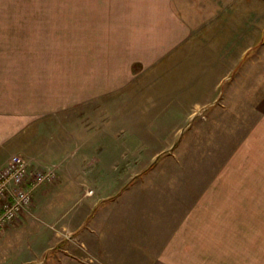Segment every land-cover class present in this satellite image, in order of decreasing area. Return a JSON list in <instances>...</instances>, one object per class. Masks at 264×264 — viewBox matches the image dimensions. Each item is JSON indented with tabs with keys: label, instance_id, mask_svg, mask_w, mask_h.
<instances>
[{
	"label": "crops",
	"instance_id": "1",
	"mask_svg": "<svg viewBox=\"0 0 264 264\" xmlns=\"http://www.w3.org/2000/svg\"><path fill=\"white\" fill-rule=\"evenodd\" d=\"M142 1L150 6H145L139 21L152 24L138 26V22L122 28L176 29L160 39L148 34L139 40L154 45L150 58L161 59L168 53L170 58L177 46L185 44L177 49V56L184 53L188 58L195 53L198 55L193 58L213 62L237 59L240 62L234 72L248 59H264V21L250 22L252 36L243 39L240 19L246 9L242 0L136 2ZM253 1L256 4L250 12L262 11L258 1L264 0ZM13 59L2 58L0 53V167L13 154H21L32 168L58 172V194H43L48 184L38 187L33 207L25 209L20 218L57 213L59 242L45 249L31 240L0 244V264L9 263L13 252L18 257L11 264H264V196L259 191L264 188V102H255L260 114L253 117L249 134L242 138L244 143L251 141L249 148L243 154L237 153V148L233 153L243 161L235 165L233 179H226L224 186L219 184L213 195H175L171 180L150 181L140 175L123 182L119 168L115 170L107 162L97 164V156L94 165L83 164L84 157L111 155L112 136L105 135L108 147L104 150L97 152L90 142V150L74 155L73 142L81 137L91 139L92 132L98 134L91 123L82 124L80 119L83 104L89 107L84 108L89 118L98 105V84L94 85L92 74L73 90H84V96L66 100V85L59 84L58 97L51 100L45 79L18 74L19 64L10 62ZM106 88L113 91L112 86ZM79 156H84L80 163ZM242 180L248 183L246 187L240 185ZM87 188H93L94 193L86 195ZM46 204L51 208L43 206ZM7 231L18 232L8 228L0 231V236ZM43 231L47 236L53 234L50 229Z\"/></svg>",
	"mask_w": 264,
	"mask_h": 264
},
{
	"label": "rangeland",
	"instance_id": "2",
	"mask_svg": "<svg viewBox=\"0 0 264 264\" xmlns=\"http://www.w3.org/2000/svg\"><path fill=\"white\" fill-rule=\"evenodd\" d=\"M136 1L0 0L1 56L14 58L10 62L19 64L18 74L44 78L51 100L58 97L59 84L66 85V100L84 96V90H73L84 84L88 74L94 76L98 105L91 109L94 111L89 118L84 109L89 107L83 104L80 119L82 124L91 123L98 134L92 132L91 139L80 135L72 150L74 155L90 150L87 143L91 142L100 152L108 147V135L114 137L108 147L112 154L79 156V163L84 157L85 165H94L96 159L97 164H113L115 170L122 172L123 182L140 175L150 181L171 180L175 195L216 194L212 192L219 184L224 186L226 179H233L235 165L243 163L233 155L236 148L240 149L237 153L243 154L251 144L242 138L249 134L253 117L260 114L255 102H264V86L259 85L264 84V59H248L234 72L240 62L237 59L213 62L195 59V53L188 58L184 53L177 56V49L185 48V44L177 46L170 58L169 53L161 59L150 58L154 45H144L139 40L148 34L160 39V35L165 37L176 29L122 28L138 22V26L152 24L139 21L145 6L150 5ZM254 3L242 0L246 9L240 19L243 39L252 36L250 22L264 21V1H258L262 11L250 12ZM160 68L164 70H157ZM224 72L230 74L221 77ZM224 76L225 82L219 87ZM108 86L113 87L112 92ZM57 183L58 172L43 194L57 195ZM245 183L242 180L240 185L246 187ZM263 190L259 188L264 196ZM93 193V188H87L86 195ZM43 206L49 209L52 205ZM57 216L46 211L20 218L2 229L18 232L13 235L7 231L0 236V244L11 246V241L25 244L31 240L42 249L54 246L59 242ZM43 217L54 218L46 222ZM45 229L53 234L44 235ZM11 256L7 264L15 263L18 254L13 252Z\"/></svg>",
	"mask_w": 264,
	"mask_h": 264
},
{
	"label": "built area",
	"instance_id": "3",
	"mask_svg": "<svg viewBox=\"0 0 264 264\" xmlns=\"http://www.w3.org/2000/svg\"><path fill=\"white\" fill-rule=\"evenodd\" d=\"M57 172L53 168H31L26 158L14 154L0 167V230L32 206L35 190L53 182ZM90 193L93 190L89 191Z\"/></svg>",
	"mask_w": 264,
	"mask_h": 264
},
{
	"label": "bare ground",
	"instance_id": "4",
	"mask_svg": "<svg viewBox=\"0 0 264 264\" xmlns=\"http://www.w3.org/2000/svg\"><path fill=\"white\" fill-rule=\"evenodd\" d=\"M4 228H5V227H4ZM4 228H2V229H4ZM2 229H1V230H2Z\"/></svg>",
	"mask_w": 264,
	"mask_h": 264
}]
</instances>
